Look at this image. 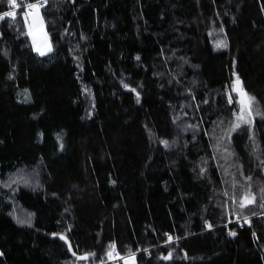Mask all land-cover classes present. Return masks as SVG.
Here are the masks:
<instances>
[{"label":"trees","instance_id":"obj_1","mask_svg":"<svg viewBox=\"0 0 264 264\" xmlns=\"http://www.w3.org/2000/svg\"><path fill=\"white\" fill-rule=\"evenodd\" d=\"M17 4L0 0V264H264V0Z\"/></svg>","mask_w":264,"mask_h":264},{"label":"snow or ice","instance_id":"obj_2","mask_svg":"<svg viewBox=\"0 0 264 264\" xmlns=\"http://www.w3.org/2000/svg\"><path fill=\"white\" fill-rule=\"evenodd\" d=\"M23 0H21V3ZM9 3L13 6V8L19 7L17 4V0H9ZM43 5L40 3H30L26 5L27 11L24 13V19L25 22L29 19L28 13L31 11H35L36 15L31 17V20L33 21V24L29 26V35H32V27L36 24L37 21L42 25L43 21L40 18V13L39 9ZM15 11H9L3 13V15H0V20L4 19L5 17H12L15 19ZM46 35V34H45ZM35 39V38H34ZM218 47L220 45H217ZM36 50L39 52L40 55H45V52L41 50L40 48H36ZM47 51H51V48L48 47ZM232 91L236 92L238 94V99L236 100V103L239 105V115L237 116L238 121H244L245 123H250V120L245 119V113H247L248 117H251L252 115V106L255 103V97L249 96L243 89V86L239 80V77L236 78V81H234L232 85ZM229 103H232V96L229 95L228 97ZM239 127V124L234 125V128ZM255 202V197H250V196H245V198L241 201L240 207L244 208L247 207L248 205L252 204ZM264 206V205H262ZM232 235H235V233H231ZM63 239V237H61ZM168 241H172V237H168ZM115 245H110V251L107 253L109 258H114V253H115ZM118 255V254H116ZM170 255L168 257H163L164 259L170 258ZM88 257H78V259H87ZM132 264H135V254H132L130 257ZM125 264H128V260H125Z\"/></svg>","mask_w":264,"mask_h":264},{"label":"rangeland","instance_id":"obj_3","mask_svg":"<svg viewBox=\"0 0 264 264\" xmlns=\"http://www.w3.org/2000/svg\"><path fill=\"white\" fill-rule=\"evenodd\" d=\"M35 15H36V13L34 10H33V12H31L28 15L29 16V19L27 20V31H28V33H29V26L33 24L31 17L35 16ZM40 18L43 21L42 25L39 23V21H37L36 24L32 27V35H29V34L28 35L31 39L33 50L39 54V52L36 50V48H40L41 50H43L45 52V55H46V54L51 52V51H47V49H48V47H50L52 50V45H51V41H50V38L48 36L47 30H46V27L44 24V20H43L41 15H40ZM134 88L137 90V87H134ZM259 115H260V106L255 101V103L252 106L251 117H248L247 113H245V117L252 119V118L258 117ZM125 260H128V264H132L130 257L123 260L124 264H125Z\"/></svg>","mask_w":264,"mask_h":264},{"label":"water","instance_id":"obj_4","mask_svg":"<svg viewBox=\"0 0 264 264\" xmlns=\"http://www.w3.org/2000/svg\"><path fill=\"white\" fill-rule=\"evenodd\" d=\"M237 77H239L238 74H237V73H234V81H236V78H237ZM239 80H240V79H239ZM234 81H233V83H234ZM240 82H241V80H240ZM241 84H242V82H241ZM126 91H128V92H133V93L137 94V90H136L135 88L127 87V88H126ZM235 93H236V92H235ZM236 95L238 96L237 93H236ZM61 237H63V239H61ZM50 238H51L52 240H60V241L64 242V243L68 246V249H69L70 253H71V254H74L73 248H72V246H71L69 240L67 239V237H66L65 235H63V234H58V233H53V234H51ZM81 257H85V256H81ZM87 257H88V256H87Z\"/></svg>","mask_w":264,"mask_h":264},{"label":"built area","instance_id":"obj_5","mask_svg":"<svg viewBox=\"0 0 264 264\" xmlns=\"http://www.w3.org/2000/svg\"><path fill=\"white\" fill-rule=\"evenodd\" d=\"M31 12H33V11H31ZM31 12H29V14H30Z\"/></svg>","mask_w":264,"mask_h":264}]
</instances>
